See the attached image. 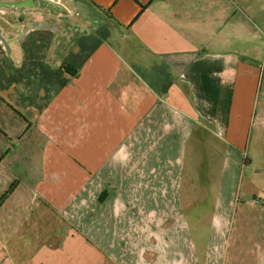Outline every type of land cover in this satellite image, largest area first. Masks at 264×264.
<instances>
[{
	"label": "crops",
	"instance_id": "obj_1",
	"mask_svg": "<svg viewBox=\"0 0 264 264\" xmlns=\"http://www.w3.org/2000/svg\"><path fill=\"white\" fill-rule=\"evenodd\" d=\"M35 2L20 12L0 7L9 47L0 44V91L12 90L13 114L36 119L44 137L47 198L54 187L66 196L106 190L103 203L165 212L182 220L179 234L188 237L191 195L212 188L214 246L231 216L235 174L248 160V133L261 117V0ZM40 22L53 30L23 34ZM81 256L65 244L39 249L28 264H119Z\"/></svg>",
	"mask_w": 264,
	"mask_h": 264
},
{
	"label": "rangeland",
	"instance_id": "obj_2",
	"mask_svg": "<svg viewBox=\"0 0 264 264\" xmlns=\"http://www.w3.org/2000/svg\"><path fill=\"white\" fill-rule=\"evenodd\" d=\"M261 5L264 32V0ZM255 64L260 68L261 117L248 133L242 151L248 160L235 174L231 216L214 246L208 235L217 200L212 188L197 187L191 195L194 211L187 209L184 216L188 237L179 234L181 219L165 212L132 213L119 199L99 204L92 192L82 196L74 189L66 196L59 192L64 188L55 187L49 188L52 198H47L40 186L44 137L36 119L13 114L12 90L0 91V264H28L39 249L52 251L65 244L78 248L80 258L119 264H264L263 34ZM60 178L52 177V183L58 185ZM59 195L62 202L55 204Z\"/></svg>",
	"mask_w": 264,
	"mask_h": 264
},
{
	"label": "water",
	"instance_id": "obj_3",
	"mask_svg": "<svg viewBox=\"0 0 264 264\" xmlns=\"http://www.w3.org/2000/svg\"><path fill=\"white\" fill-rule=\"evenodd\" d=\"M0 6L5 8L17 7L18 9H22V8L32 9L37 7V3L35 2V0H13V1L0 0ZM53 28L54 27L52 25H49L44 22H40V23H33L31 26L25 27L22 32L24 34L27 31L38 30V29L53 30ZM0 44L3 46L6 53H8L9 52L8 44L5 38L1 36V34H0Z\"/></svg>",
	"mask_w": 264,
	"mask_h": 264
},
{
	"label": "trees",
	"instance_id": "obj_4",
	"mask_svg": "<svg viewBox=\"0 0 264 264\" xmlns=\"http://www.w3.org/2000/svg\"><path fill=\"white\" fill-rule=\"evenodd\" d=\"M63 68H65L67 71H69V69H68L67 66H65V65H63ZM107 195H108V192H107L106 190H103V191L99 194V196H98V198H97L98 203H100V204L103 203L104 200L106 199Z\"/></svg>",
	"mask_w": 264,
	"mask_h": 264
},
{
	"label": "flooded vegetation",
	"instance_id": "obj_5",
	"mask_svg": "<svg viewBox=\"0 0 264 264\" xmlns=\"http://www.w3.org/2000/svg\"><path fill=\"white\" fill-rule=\"evenodd\" d=\"M3 1H5V0H3ZM10 1H13V0H10ZM1 7V6H0ZM1 8H4V9H13V8H17V7H12V8H5V7H1ZM33 31V30H32ZM32 31H27L26 32V35L27 36H30V32H32ZM1 34V33H0ZM20 33H18L17 35H16V39H19V37H20V35H19ZM2 36V35H1ZM3 37V36H2ZM31 39L33 40L34 39V37H32L31 36Z\"/></svg>",
	"mask_w": 264,
	"mask_h": 264
}]
</instances>
